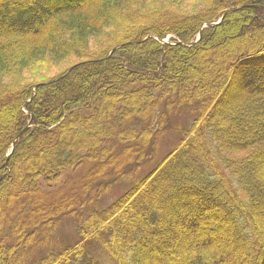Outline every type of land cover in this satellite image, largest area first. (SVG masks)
I'll use <instances>...</instances> for the list:
<instances>
[{
    "label": "trees",
    "instance_id": "trees-1",
    "mask_svg": "<svg viewBox=\"0 0 264 264\" xmlns=\"http://www.w3.org/2000/svg\"><path fill=\"white\" fill-rule=\"evenodd\" d=\"M187 1L202 4L0 0V253L17 246L12 264H106L99 247L116 264H264V0ZM246 21L254 34L218 78L195 77ZM188 108L192 122L168 119ZM127 140L157 150L108 163ZM82 167L106 177L82 182L90 206L62 196L43 210L40 193ZM116 183L125 190L98 207ZM65 219L76 240L61 238Z\"/></svg>",
    "mask_w": 264,
    "mask_h": 264
},
{
    "label": "rangeland",
    "instance_id": "rangeland-1",
    "mask_svg": "<svg viewBox=\"0 0 264 264\" xmlns=\"http://www.w3.org/2000/svg\"><path fill=\"white\" fill-rule=\"evenodd\" d=\"M170 1L175 2V3H179L182 6L191 5V7H198V5L202 4L201 2H198V1H191V3L188 2L187 0H170ZM243 27L244 28H243L242 34L236 33L232 37H229L227 41L219 42V44L215 47V50L213 52L208 51L206 53V59H205L204 65L195 63L196 64L195 68L200 70V71H197L194 68L191 69L194 72L195 77L200 79L202 77H205V75H208L209 78L210 77H212L214 79L218 78L216 75L218 73V71L216 70V67L217 66L223 67V66L227 65V60L230 59V55H233L232 54L233 53L232 52L233 47L234 46L239 47L242 44L244 45L243 37L248 35L249 33H250V35L254 34V32L249 27L247 21L245 22ZM168 38H169V36L166 37L165 39H163V40H165V42H163V43H168V40H169ZM226 44L229 45V47H227V48L224 47V45H226ZM219 45H221V47L225 48L226 53H222L220 51ZM191 70H189V71H191ZM132 83H135L132 78H126V82H125L126 88L134 89L135 87L138 86V84H132ZM186 111L188 112V114L185 116L181 115L179 117V119L176 118V116H171L168 119L169 120L171 119V121H175V123L179 122V120H180V122H183L184 124H186L188 121L192 122L193 118H192V114L189 111V108ZM175 138L176 137L173 136L172 132H169L168 134H166L162 141H161L160 136H159L158 144L160 142H162L161 146L159 148L160 151L157 150V147H155L152 144V142L147 143L145 141L144 144L143 143L142 144H136L134 141L127 140V141H125L124 146L118 145L119 147L117 148V150L114 152H111L110 154L105 156L104 159L108 163L113 162V163H118L120 165H127V164L131 163V161L133 160V155L135 153H137L139 149H148V147L151 150H154V151L157 150L156 153H158V155L163 156L166 152L170 151V149L173 146V143L175 142ZM152 145H153V147H152ZM38 159L41 160V163L43 165L47 164L48 167L51 166L50 165L51 164L50 159H45L42 157H40ZM99 170L101 172L104 170H106L107 172H111L110 169H107L106 164L101 166V168ZM85 173H87V167H82L81 169H79L77 171H73V172L67 171L66 173H63V175L57 180V182L52 183L51 186H54L53 192L44 191V192L40 193V195H39V204L40 205L39 206H43V207H41L43 210L49 209L53 206H50L47 203H54V204L56 203L57 204V202L60 200V197H62V196H73L74 201H78L81 198H83L84 205L85 206L89 205L90 201L87 198H85V195L83 194V190L85 189V183H89L94 178H100L99 181H101L100 183L102 184L103 181L106 180V177H100L97 175L92 177L89 173H88V175H85ZM82 182H85V183L82 184ZM42 183L45 185V186L43 185V187L45 189H47L48 188L47 182L43 181ZM125 187H126L125 184H118V183L114 184L112 187H109L110 190L106 194L102 195V197H100V198L97 197L98 207L110 205V203L113 200H115L120 194H122V192L125 190ZM91 191H90V193H91ZM96 194H97L96 189H94V192H92L91 195L96 196ZM42 209H39V211ZM37 213L38 212L36 211L35 214H37ZM22 218L24 219L23 216H22ZM24 220H26V218ZM28 222L31 226H34L35 228H37L39 226L38 220H34V218H32V217L29 218ZM73 223L74 222L72 219H65L61 222L60 235H61L62 239L66 240V242L73 241L74 239L76 240V238H77L75 226ZM202 241L203 240L200 238L196 242V245L202 244L201 243ZM25 243H27V242H25ZM17 248L18 247L15 245L13 247L8 248V249L6 247H4L2 249V252L0 253V264H6V262H7L6 258L10 261V264H12V257H11L12 251L11 250H14V254H15V250H17ZM22 248L23 247L21 246L19 249H22ZM95 252L97 253V256L104 261V263L116 264L113 259L109 258V256L104 252V250L101 247H99L98 250ZM163 256H164V254H163V252H161L160 257H163Z\"/></svg>",
    "mask_w": 264,
    "mask_h": 264
},
{
    "label": "water",
    "instance_id": "water-1",
    "mask_svg": "<svg viewBox=\"0 0 264 264\" xmlns=\"http://www.w3.org/2000/svg\"><path fill=\"white\" fill-rule=\"evenodd\" d=\"M233 10H234V9L229 10V11H228V10L225 11V12L223 13V15H222L217 21L209 22V23H205V24L199 29V33H198L197 38L194 39V40H192V41H190V42H187L186 44H188V45H192V44L196 43V42H197L198 40H200V38L202 37V33H203V29H204V28L219 23L220 21L223 20V18L226 16V14H227L228 12H231V11H233ZM163 42H165V40H163ZM119 47H120L119 45L116 46V47H114L113 50L110 52L109 55H111V54H112L117 48H119ZM18 137H19V136H18ZM13 145H14V144H13ZM11 152H12V151H11ZM11 152L8 153V158H9ZM8 158H7V161H8ZM7 161H6V163H7Z\"/></svg>",
    "mask_w": 264,
    "mask_h": 264
}]
</instances>
